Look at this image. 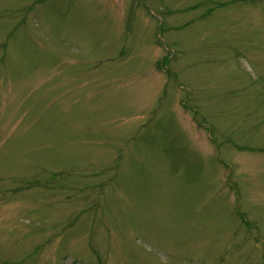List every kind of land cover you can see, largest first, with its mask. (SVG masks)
I'll list each match as a JSON object with an SVG mask.
<instances>
[{"label": "rangeland", "instance_id": "374dc122", "mask_svg": "<svg viewBox=\"0 0 264 264\" xmlns=\"http://www.w3.org/2000/svg\"><path fill=\"white\" fill-rule=\"evenodd\" d=\"M0 264H264V0H0Z\"/></svg>", "mask_w": 264, "mask_h": 264}]
</instances>
